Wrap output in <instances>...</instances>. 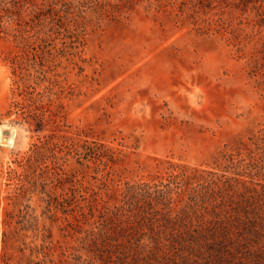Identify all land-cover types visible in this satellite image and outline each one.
<instances>
[{
    "label": "rangeland",
    "instance_id": "obj_1",
    "mask_svg": "<svg viewBox=\"0 0 264 264\" xmlns=\"http://www.w3.org/2000/svg\"><path fill=\"white\" fill-rule=\"evenodd\" d=\"M0 264H264V0H0Z\"/></svg>",
    "mask_w": 264,
    "mask_h": 264
}]
</instances>
